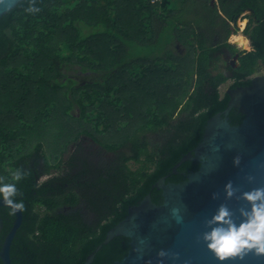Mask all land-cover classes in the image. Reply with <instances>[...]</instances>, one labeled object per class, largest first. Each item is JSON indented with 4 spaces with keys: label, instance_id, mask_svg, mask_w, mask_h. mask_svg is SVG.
<instances>
[{
    "label": "trees",
    "instance_id": "trees-1",
    "mask_svg": "<svg viewBox=\"0 0 264 264\" xmlns=\"http://www.w3.org/2000/svg\"><path fill=\"white\" fill-rule=\"evenodd\" d=\"M220 1L228 15L241 9V5L234 8L239 2L247 4L232 0L234 9H229L226 0ZM248 2H254L260 21L244 31L254 49L240 57L232 86L250 84L249 76L260 61L264 64V0ZM30 4L40 11L26 12ZM200 4L210 29L198 36L195 61L192 47L178 54L169 46L165 12L173 10L171 0H22L0 16V176L10 181L11 171H30L17 184L21 192L17 201L23 200L25 209L11 245L15 264H84L108 230L126 217L130 205L149 192L155 202H162L161 190L154 186L161 176L170 173L167 181L181 182L199 167L200 162L188 160L178 173L172 172L201 141L208 119L229 101V95L219 90L227 77L209 68L216 50L210 34L219 9L210 0ZM175 17L170 19L176 21V31L179 23L189 22ZM221 23L227 27L226 35L236 32L225 18ZM177 32L183 33L180 39L191 33ZM75 105L79 115L72 113ZM180 106L186 115L177 119ZM229 116L233 124L244 117L237 108ZM162 127L169 135L150 151L140 134ZM114 128L126 132L118 139L100 138V133ZM81 134L109 150L131 142L134 152L115 165L96 168L99 183L118 173L120 180L112 187L101 185L105 198L96 203L86 200L89 206L80 202L99 184L87 181L86 159L79 169L40 181L44 172L60 166L66 145ZM51 138L58 140L56 145H45ZM143 154L142 165L132 170L126 161H141ZM89 210L96 215L94 222L84 216ZM0 213L1 249L15 215H9L5 206H0ZM130 248L129 237L115 236L102 245L91 264H114ZM0 264H4L1 256Z\"/></svg>",
    "mask_w": 264,
    "mask_h": 264
},
{
    "label": "water",
    "instance_id": "water-1",
    "mask_svg": "<svg viewBox=\"0 0 264 264\" xmlns=\"http://www.w3.org/2000/svg\"><path fill=\"white\" fill-rule=\"evenodd\" d=\"M15 2L2 0L0 16L14 8L19 0ZM238 17L239 14L232 17L235 26H238ZM232 45L239 47L235 41ZM226 93L229 95L227 106L208 119L201 141L176 162L172 172L178 173V167L188 160L199 161V167L190 170L181 182L167 181L170 173L161 176L154 186L161 190L162 202H155L149 192L137 204L130 205L126 217L108 230L84 264H91L102 245L119 235L130 238L131 248L114 264H159L161 260L163 264H264V257L251 254L244 260L221 262L202 239L207 230L205 220L220 203H227L233 210L245 204L235 198L225 201L224 186L229 180L238 188L237 195L264 186V75L252 76L247 85L228 86ZM233 108L244 115L238 124L230 121ZM237 156L240 157L238 165L233 162ZM249 176L254 177L251 182ZM213 193H219V198L213 199ZM0 206H4L2 198ZM174 208L179 210L175 216ZM22 221L23 211H18L0 249L4 264H15L11 245ZM2 228L0 213V232ZM162 249L168 253L165 257L157 255Z\"/></svg>",
    "mask_w": 264,
    "mask_h": 264
},
{
    "label": "clouds",
    "instance_id": "clouds-1",
    "mask_svg": "<svg viewBox=\"0 0 264 264\" xmlns=\"http://www.w3.org/2000/svg\"><path fill=\"white\" fill-rule=\"evenodd\" d=\"M2 2V0H0ZM15 4V0H11ZM22 3V0H19ZM28 13L39 12L40 9L30 6L25 9ZM234 164L238 165L240 157H234ZM11 180L0 176V198L9 209V215H16L23 211L25 205L23 200L17 201L21 195L17 184L30 175V171L17 168L10 173ZM251 182L254 177L249 176ZM238 188L229 180L224 186L225 201L233 198L244 201L238 209L233 210L227 203H220L210 218L205 220L206 231L202 239L207 249L213 253L217 260L224 262L229 259L244 260L248 255L264 257V186L253 187L237 195ZM219 193H213V199L219 198ZM178 209H172L175 216ZM237 212L239 216H237ZM239 220V223H237ZM159 257H165L168 253L160 250ZM175 256L178 258L179 253ZM159 264H163L161 260Z\"/></svg>",
    "mask_w": 264,
    "mask_h": 264
},
{
    "label": "rangeland",
    "instance_id": "rangeland-1",
    "mask_svg": "<svg viewBox=\"0 0 264 264\" xmlns=\"http://www.w3.org/2000/svg\"><path fill=\"white\" fill-rule=\"evenodd\" d=\"M215 2L217 3V0H215ZM193 2L192 0H171V7H172V11L169 12V10H167L165 13L167 14V20H165L167 23L166 25L169 26L167 27L168 30V34L170 39L172 40V37L175 36L177 34L176 32V21L174 20V18L170 17H174L176 19H186V14L188 13V11H192L190 9V5H192ZM206 10L204 8H202L201 5L195 3V22L198 25H202L204 28H206L207 30L209 29L206 24L207 21L204 19L203 15L206 13ZM188 18V17H187ZM245 21V20H244ZM240 23V21L238 22ZM241 24V23H240ZM241 26L243 27L244 24H241ZM177 30H180V28H178ZM188 30V28H184V33H186ZM203 30V28H200V33ZM236 31V29H235ZM242 32V28L239 30V32ZM197 33L198 36L201 37V35L203 36V34H205L204 30L203 32L200 34ZM237 33V31L235 32ZM243 33V32H242ZM168 38V37H167ZM186 38V37H185ZM187 39V38H186ZM191 38L189 37V40ZM232 40V39H231ZM233 41V40H232ZM172 42H174L172 40ZM188 45V51L190 50V48L192 47L191 43H187ZM177 46L178 49H176L175 47ZM173 50L178 53V54H182L185 53L184 49H182L181 47H179L176 44H174L172 46ZM222 58L221 56H216L214 63L216 66H213L214 69L220 70L221 68L219 66H222ZM254 74H264V65L260 64L257 67V71ZM252 76V75H251ZM84 79L80 78L79 82H83ZM232 82V79H228L226 82H224L221 86H220V92L221 94L224 93L226 87L228 85H230V83ZM72 113L75 115H79L80 114V109L77 105H75V107L72 109ZM186 115V111H180L179 114L176 116V118H180V117H185ZM128 119V118H127ZM129 120V119H128ZM121 123H125V122H120ZM123 127H127L125 125H122ZM165 127L162 128H158V129H148L147 131H144L143 133L140 134V138L139 140H142L143 138L146 139V141L148 142V145L150 146V151H154L155 147L161 145L167 138V136L169 135L168 132L166 131ZM125 128H122L120 130H117L114 128V130H111V132H105V133H100L99 136L100 138L102 137L103 139H109L111 137H113V139H118L121 135L125 134ZM57 138V137H56ZM101 138V139H102ZM112 139V140H113ZM49 141H54L53 145H51V143ZM58 140L51 138L48 139L45 142V145H50V146H54L56 145V142ZM131 142L124 144L122 147H119L117 149L114 150H109L107 149L105 146H103L100 142L96 141L94 138H92L89 135L86 134H81L78 140H74L71 141L70 143H68L65 147V150L63 151V153L61 154V160L59 161L60 166L58 167H52L51 170L49 172H44L42 174V176L40 177V181L46 180L52 176H59V175H63L67 172H69V170H75L76 168H81V166H83L84 164V159L87 160V166L89 167V173L86 174L85 176L88 177V182L89 183H96V185H98V188L93 187L89 193L87 194L86 199H83V201H81V206H89L88 205V200L90 202L96 203L97 199L98 201H101L102 199L105 198L106 193H103V191L101 190V185L102 186H109L112 187L115 185V183L119 182L120 180V173L115 174V175H108L107 177H109L108 180L103 181L102 183H99V177L100 174L98 172V170H96L97 167L102 168L105 166H108L109 164H116L118 162H121L120 157H122L123 155H130L133 154V149L131 147ZM71 156H75L74 159H71ZM145 155L143 154L141 157V161H136L134 159H129L128 161H126V163L128 164V166L132 169V170H136L138 169L142 163L143 160H145ZM51 162L54 163V159L50 158ZM41 163H44L43 158H40ZM42 164H40V166H42ZM87 200V201H86ZM97 201V202H98ZM102 202H100L101 204ZM68 207H66L65 209H67ZM85 218L90 221V222H94L96 219V215L95 213H92L90 210L88 212L85 211L84 213Z\"/></svg>",
    "mask_w": 264,
    "mask_h": 264
},
{
    "label": "flooded vegetation",
    "instance_id": "flooded-vegetation-1",
    "mask_svg": "<svg viewBox=\"0 0 264 264\" xmlns=\"http://www.w3.org/2000/svg\"><path fill=\"white\" fill-rule=\"evenodd\" d=\"M203 1L205 0H196V1L192 0L193 4L190 5V9L192 11H188V12L192 13L193 16H195V3L201 5L200 3ZM249 1L262 2L263 0H249ZM210 2L213 4V6L216 5L218 7L219 13H220V17L217 18L218 23L215 25L214 31L211 32L210 34L211 36H213L210 42L212 43L214 47H216L215 54L218 56H221L222 61H223L222 62L223 65L219 66L221 68L220 70L216 71L214 68H210V70L213 72V74L223 73L227 77V79L224 82H226L228 79H232V82L230 83V85H228V86H232V84L236 81L234 70L240 64V57L246 52H248L249 50L254 49L253 40L247 34H245L244 31L248 25H251V27H254L260 21V19L254 13L255 12L254 2L250 3L247 0L246 5H242L244 2H239L236 6H234V8H237L241 5V9L237 10L236 12L232 11L230 15H228L222 10V4L220 0H217V3L215 2V0H210ZM231 3H232V0H226L225 5L229 9H234L230 7ZM250 8H253L254 11H250ZM238 14H239L238 22L240 21V23L242 24V21L245 20L243 27L241 26L240 23H238V26H235L234 20H232V17ZM224 18L229 22L230 24L229 27H231L232 29H236L237 32H239V30L242 28L243 34H245L250 40V48L248 49L242 48V46H240L239 44H238L239 47H235L232 45V43L234 42L231 40V36L233 35L232 34L233 32L230 33L229 35H226L227 27L223 23H221V19H224ZM200 28H203L204 32L207 31L206 28H204L202 25H199L198 30H197L198 33H200ZM207 32H209V30ZM259 63H262V61H260ZM262 65L264 64L262 63ZM254 73L252 74V76L256 75ZM252 76L251 75L249 76L250 79L252 78ZM223 83H221V85ZM220 86H219V90H220ZM225 93H226V89L222 95H224ZM195 162H199V161L195 160Z\"/></svg>",
    "mask_w": 264,
    "mask_h": 264
},
{
    "label": "crops",
    "instance_id": "crops-1",
    "mask_svg": "<svg viewBox=\"0 0 264 264\" xmlns=\"http://www.w3.org/2000/svg\"><path fill=\"white\" fill-rule=\"evenodd\" d=\"M188 17V18H187ZM186 19L189 20L188 24H184V23H179L180 25V29L181 31L183 30L184 31V28H188V30L190 29L191 33L189 34V32L187 33V36L185 35L182 39L179 38V36H183V33H179L177 31H180V30H177V34L175 36L172 37V40L174 42H172V40L169 41V46H173L174 44L177 43V45L179 47H181L182 49H184V51L186 52L188 50V45L187 43H191L192 45V49L194 51L193 53V57H194V61H195V46L197 48V50H200L199 48V38H198V35H197V30H198V24L195 22V16H193L192 13L188 12L186 14ZM195 24V25H194ZM179 33V34H178ZM232 34H235V32H233ZM190 35V36H189ZM187 39H186V38ZM189 37L191 38L189 40ZM176 49H178L177 47H175ZM217 55L215 54V50L212 52V59H211V65L209 68H214L213 66H216L215 63H214V60H215V57ZM262 64V63H260ZM194 65H195V62H194ZM197 76V74H196ZM195 81H196V77H195V74H194V77H193V87L191 89H194V86H195ZM182 106V105H181ZM181 106L177 109V111L175 112V117L179 114V112L181 111Z\"/></svg>",
    "mask_w": 264,
    "mask_h": 264
},
{
    "label": "bare ground",
    "instance_id": "bare-ground-1",
    "mask_svg": "<svg viewBox=\"0 0 264 264\" xmlns=\"http://www.w3.org/2000/svg\"><path fill=\"white\" fill-rule=\"evenodd\" d=\"M244 23L245 21L243 20L242 24ZM231 39L235 41L237 44H239L240 46H242V48H246V49L250 48L249 38L245 34H243L241 31L233 34L231 36Z\"/></svg>",
    "mask_w": 264,
    "mask_h": 264
},
{
    "label": "built area",
    "instance_id": "built-area-1",
    "mask_svg": "<svg viewBox=\"0 0 264 264\" xmlns=\"http://www.w3.org/2000/svg\"><path fill=\"white\" fill-rule=\"evenodd\" d=\"M153 3L161 2L162 0H150Z\"/></svg>",
    "mask_w": 264,
    "mask_h": 264
}]
</instances>
